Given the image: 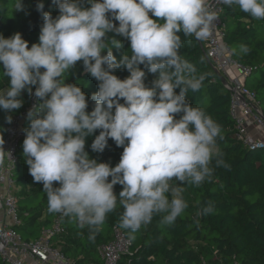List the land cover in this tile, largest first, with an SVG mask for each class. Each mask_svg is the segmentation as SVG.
Instances as JSON below:
<instances>
[{
    "label": "clouds",
    "instance_id": "1",
    "mask_svg": "<svg viewBox=\"0 0 264 264\" xmlns=\"http://www.w3.org/2000/svg\"><path fill=\"white\" fill-rule=\"evenodd\" d=\"M222 2L264 20V0ZM52 3L59 13L55 18L43 12L42 2L36 4L43 23L38 43L30 48L19 32L9 38L0 35V76L8 81L0 88V110L20 109L22 92L39 101L27 112L30 125L22 147L29 175L46 193L48 211L87 227L90 239L118 201L123 209L120 226L130 230V239L154 214H163L161 222L171 225L187 208L182 185L202 184L212 175L214 158L216 167H227L217 145L220 126L186 100L188 91H198L206 77L198 76L180 55L179 34L208 37L217 13L209 0ZM14 8L24 11L23 0H14ZM108 33L130 42L119 61L112 48L123 44ZM247 51L240 46L241 53ZM77 62L98 82L90 98L76 84L65 83ZM121 67L129 73L123 80L112 74ZM144 69L155 75L150 86ZM88 99L94 102L91 112L86 111ZM5 121L11 124L12 116ZM97 130L92 152L102 153L109 139L123 148L114 167L90 159L85 151L86 138ZM4 156L0 147V165ZM173 179L179 183L172 184ZM115 185L122 186L118 197ZM211 211L209 205L202 214Z\"/></svg>",
    "mask_w": 264,
    "mask_h": 264
},
{
    "label": "trees",
    "instance_id": "2",
    "mask_svg": "<svg viewBox=\"0 0 264 264\" xmlns=\"http://www.w3.org/2000/svg\"><path fill=\"white\" fill-rule=\"evenodd\" d=\"M38 2L44 4L43 12L50 13L53 18L59 14L52 0H23L25 10L20 12L15 11L14 0H0V35L9 38L19 32L29 48L33 43H38L43 23L42 14L36 11ZM221 6L224 42L233 58L249 68L243 84L254 94L264 116V20L253 19L236 6L229 7L224 3ZM114 24L118 26V22L114 21ZM179 35L183 42L180 55L195 66L198 76L203 74L206 77L198 91H188L186 100L192 106L203 108L220 126L222 139L217 138V145L227 167H216L213 159L210 164L212 175L199 186L191 184L187 193L183 191L187 208L171 225L161 222L163 214H154L151 223L142 225L136 233L131 234L134 238L130 239V230L120 226L123 209L118 201L116 209L107 215L101 230L90 239L87 227L82 229L68 217L48 211L42 184L35 183L29 175L22 147L24 132L30 125L26 113L13 169L21 219L17 231L23 240L38 238L59 217L64 232L56 241L63 253L76 264H102L98 248L113 239L114 227L122 230L131 242L129 252L117 264H264V147L250 148L237 141L234 121L229 112V92L209 66L202 42L194 36ZM107 36L123 44L121 49L112 48L114 57L119 61L129 50L130 42L113 33ZM242 45L247 47L246 53L240 52ZM140 67L143 69L142 65ZM144 70L145 84L150 86L155 75ZM112 74L121 80L129 75L123 67ZM7 83V78L0 76V88L6 87ZM65 83L79 86L86 98L98 91V82L84 72L82 62H77L70 70ZM21 99L23 105L20 109L11 113L0 110L2 139L8 126L6 116L13 118L23 115L32 99L35 105L39 103L27 92H22ZM120 102L123 103L122 100ZM93 107L94 102L88 99L86 111L91 112ZM96 135H99V130L86 138L85 151L90 159L114 167L123 148L117 147L109 139L102 153H94L90 146ZM54 186L59 185L54 183ZM120 191L122 186L115 185L114 194L117 197ZM188 201L192 204L188 205ZM209 205L212 211L202 214V209ZM0 264L8 263L0 258Z\"/></svg>",
    "mask_w": 264,
    "mask_h": 264
},
{
    "label": "built area",
    "instance_id": "3",
    "mask_svg": "<svg viewBox=\"0 0 264 264\" xmlns=\"http://www.w3.org/2000/svg\"><path fill=\"white\" fill-rule=\"evenodd\" d=\"M209 2L218 19L210 35L198 40L203 44L209 66L229 92V112L234 121L235 138L246 147H264V116L254 94L243 84L249 68L233 58L224 42V24L220 18L222 0ZM34 105V100H30L26 112L12 118L0 146L5 152L4 162L0 165V258L8 264H76L63 253L56 241L64 232L59 217L51 228L43 230L34 240H23L17 231L21 219L13 169L17 161L18 141L22 136V120ZM251 126L263 138L255 137L250 131ZM130 247V239L122 230L114 227L113 239L98 248L102 264H117Z\"/></svg>",
    "mask_w": 264,
    "mask_h": 264
},
{
    "label": "rangeland",
    "instance_id": "4",
    "mask_svg": "<svg viewBox=\"0 0 264 264\" xmlns=\"http://www.w3.org/2000/svg\"><path fill=\"white\" fill-rule=\"evenodd\" d=\"M171 183L175 185V184H178L179 182L173 179V181H171ZM190 185L191 184H188V183H185L184 185H182V187L184 188V191H186V193L188 192ZM189 204H192L191 201H188V205Z\"/></svg>",
    "mask_w": 264,
    "mask_h": 264
},
{
    "label": "crops",
    "instance_id": "5",
    "mask_svg": "<svg viewBox=\"0 0 264 264\" xmlns=\"http://www.w3.org/2000/svg\"><path fill=\"white\" fill-rule=\"evenodd\" d=\"M250 131L252 132V134H253L255 137L263 138V135H262L261 133H258L254 126H251V127H250Z\"/></svg>",
    "mask_w": 264,
    "mask_h": 264
}]
</instances>
